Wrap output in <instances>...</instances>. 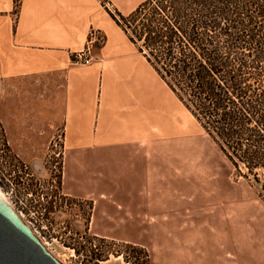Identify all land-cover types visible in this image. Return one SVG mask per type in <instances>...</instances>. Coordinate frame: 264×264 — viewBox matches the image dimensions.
<instances>
[{
    "label": "crops",
    "instance_id": "1",
    "mask_svg": "<svg viewBox=\"0 0 264 264\" xmlns=\"http://www.w3.org/2000/svg\"><path fill=\"white\" fill-rule=\"evenodd\" d=\"M106 1L126 16L146 0ZM92 29L104 44L90 65L74 64ZM176 103L183 107L100 0H0V130L14 148L63 138V187L94 202L95 235L142 245L152 231L195 229L171 208L183 179L182 130L167 117ZM235 222L238 240L200 264H247L246 220Z\"/></svg>",
    "mask_w": 264,
    "mask_h": 264
},
{
    "label": "rangeland",
    "instance_id": "2",
    "mask_svg": "<svg viewBox=\"0 0 264 264\" xmlns=\"http://www.w3.org/2000/svg\"><path fill=\"white\" fill-rule=\"evenodd\" d=\"M170 98L168 93V107ZM175 106L167 117L175 119L182 130L176 148L182 155L183 179L174 186L177 205L171 208L183 214V226L195 229L152 231L142 245L95 235L91 231L94 202L64 190L66 148L61 136L43 148H14L0 130V192L63 264H165L162 260L166 259L172 261L169 264L181 260L200 264L199 258L207 261L229 240H238L240 228L235 221L239 218L246 220L241 234L246 236L247 264H254L264 257L260 185L251 176L236 177L230 162L195 119L179 103ZM168 140L162 137L163 143ZM156 219L151 218L153 224ZM228 219L230 223L223 228ZM101 226L110 228L105 223ZM222 256L228 255L223 251Z\"/></svg>",
    "mask_w": 264,
    "mask_h": 264
},
{
    "label": "trees",
    "instance_id": "3",
    "mask_svg": "<svg viewBox=\"0 0 264 264\" xmlns=\"http://www.w3.org/2000/svg\"><path fill=\"white\" fill-rule=\"evenodd\" d=\"M105 9L264 201V0H146L126 16Z\"/></svg>",
    "mask_w": 264,
    "mask_h": 264
},
{
    "label": "water",
    "instance_id": "4",
    "mask_svg": "<svg viewBox=\"0 0 264 264\" xmlns=\"http://www.w3.org/2000/svg\"><path fill=\"white\" fill-rule=\"evenodd\" d=\"M0 264H63L1 197Z\"/></svg>",
    "mask_w": 264,
    "mask_h": 264
},
{
    "label": "built area",
    "instance_id": "5",
    "mask_svg": "<svg viewBox=\"0 0 264 264\" xmlns=\"http://www.w3.org/2000/svg\"><path fill=\"white\" fill-rule=\"evenodd\" d=\"M104 6L108 10L112 11V9L108 3H104ZM104 42H105V36L100 30H96V29L90 30V32L88 33L87 40L85 42L84 47L71 54L72 62L74 64L84 65V66L90 65L94 59V51L97 48L101 47L104 44ZM33 232L35 233L34 230H33Z\"/></svg>",
    "mask_w": 264,
    "mask_h": 264
},
{
    "label": "bare ground",
    "instance_id": "6",
    "mask_svg": "<svg viewBox=\"0 0 264 264\" xmlns=\"http://www.w3.org/2000/svg\"><path fill=\"white\" fill-rule=\"evenodd\" d=\"M0 197L3 199V200H5L7 203H9L8 201H7V199L4 197V195L0 192ZM44 244V243H43Z\"/></svg>",
    "mask_w": 264,
    "mask_h": 264
}]
</instances>
